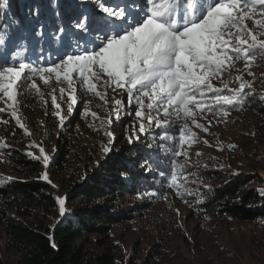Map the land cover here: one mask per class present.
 Wrapping results in <instances>:
<instances>
[{"label": "snow or ice", "instance_id": "obj_1", "mask_svg": "<svg viewBox=\"0 0 264 264\" xmlns=\"http://www.w3.org/2000/svg\"><path fill=\"white\" fill-rule=\"evenodd\" d=\"M258 55L264 57V0H32L24 23L11 15L8 0H0V116L7 114L30 135L18 114V97L23 91L44 100L38 81L49 87L55 81L48 95L61 127L69 117L62 115L58 100L67 97L71 116L79 102L78 88L104 106L110 90L116 94L110 111L115 121L122 113L133 117L128 141L140 144L147 157L140 168L151 175V162L159 166L154 179L161 187L138 197H166L167 187L188 204V183L177 182L185 165L174 159L187 157L184 145L197 139L186 121L207 132L198 115L214 112L224 118L230 109L251 103L255 92L243 73L254 76L250 68ZM241 59V74L233 76L231 70ZM217 80L220 86L213 83ZM234 83L239 86L230 87ZM89 103L84 102L82 115L95 120ZM105 135L109 139L102 152L107 157L115 137L111 131ZM5 151L11 149L0 139V155ZM39 152L26 155L42 160L47 169L50 156L43 147ZM38 179L56 187L47 171ZM259 195L264 199V190ZM55 203L59 215L66 216V197L56 196Z\"/></svg>", "mask_w": 264, "mask_h": 264}, {"label": "rangeland", "instance_id": "obj_2", "mask_svg": "<svg viewBox=\"0 0 264 264\" xmlns=\"http://www.w3.org/2000/svg\"><path fill=\"white\" fill-rule=\"evenodd\" d=\"M246 23L252 27L251 21ZM244 63L243 59L236 61V67L231 70L233 76L241 74L237 69L242 70ZM250 71L254 76L243 73V78L252 82L253 90L264 93V75H262L264 57L258 55L257 62L251 66ZM38 83L44 94V100L34 93L25 94L23 91L18 97L20 101L18 114L30 133L29 135L24 132L19 148L25 153L32 151L35 155H40L39 147H43L51 158L58 148L56 138L57 131L61 127L59 118L52 114L54 109L48 95L56 84L53 81L49 87L42 82L38 81ZM213 83L220 86L218 80ZM238 86V83L230 85V87ZM56 94L59 95L58 91ZM114 95L116 94L108 91L109 103L104 106L98 98L86 94L82 89L77 90L78 101L81 103L78 102L75 108L79 110L76 127L82 134L80 153L86 150L85 155L83 154L85 159L95 156V150L102 152V147L108 144L109 139L105 135L106 131L114 134V144L131 145L128 141V126L133 123V117L122 113L121 119L115 121V114L110 115ZM116 98L121 97L116 96ZM124 100L126 102V95ZM85 101H90L89 107L91 111L97 113V119L94 120L90 115L85 118L82 115ZM58 102L62 106V115L73 117L75 110L71 116L67 111V97ZM3 106L0 103V107ZM108 119L114 121L111 126L106 123ZM0 120H2L1 116ZM197 120L208 128V131L204 132L196 128L190 120L186 121L197 139L190 145H184V149L188 152L187 157L183 155L174 157L185 165L177 182L187 181L188 190L192 193V195L185 193L188 204L176 196L174 189L167 187L163 190L167 193L166 197L161 194L149 199L147 196L140 198L137 195L121 200L118 202L120 210L142 201L152 204L144 216L114 226L109 238L92 237L93 240H105L104 246L99 250L110 248L120 255L124 262L130 260L140 263L149 260L156 264H264V220L239 221L209 210L202 204L206 194L217 186L220 179L214 182L206 181L204 178L209 174L207 171H216L222 178L237 173L264 178V120L246 105L230 109L228 116L224 118L210 112L203 116L198 115ZM101 121L105 123L102 124ZM205 140L208 141L207 144L204 143ZM30 144L39 147L29 148ZM229 145L233 147L229 148ZM5 170V165L0 159V173ZM247 187L260 188L256 180L248 182ZM56 191L58 196L64 197L63 190L57 188ZM197 199L201 200L199 205L195 203ZM189 204L192 207H189ZM177 208L180 210L179 215L175 211ZM66 218H72L70 213L67 212L64 217L59 215L58 219L63 221ZM0 254L6 264H15L18 257L15 250L10 247L9 238L1 223Z\"/></svg>", "mask_w": 264, "mask_h": 264}, {"label": "trees", "instance_id": "obj_3", "mask_svg": "<svg viewBox=\"0 0 264 264\" xmlns=\"http://www.w3.org/2000/svg\"><path fill=\"white\" fill-rule=\"evenodd\" d=\"M8 2L11 15L24 23L25 12L32 0ZM254 92L246 107L264 120V101L260 100L264 93ZM78 116L77 108L73 117L58 129V148L47 169L42 161L30 158L19 148L24 130L19 129L7 114L1 116L0 121L9 122H0V137L11 151L0 155L6 169L0 173V223L10 247L18 255L15 264H156L149 260L124 262L110 248L99 250L105 240H93L92 237L107 239L114 226L145 215L152 202L142 201L121 210L118 202L159 189L162 182L154 179L159 166L153 161L151 175L142 171L140 164L147 157L138 143L130 146L114 144L107 157L95 150V156L85 159L86 150L80 153L82 134L76 127ZM164 166L167 167L166 162ZM45 171L52 174L49 179L55 188L38 179ZM207 172L206 181L220 179L202 202L206 208L239 221L264 220V199L259 195L264 190L263 177L237 173L222 178L216 171ZM251 180H256L260 188H248ZM57 188L65 192V207L72 218L58 219ZM52 242L56 244L55 248L51 247ZM0 264H6L1 254Z\"/></svg>", "mask_w": 264, "mask_h": 264}]
</instances>
